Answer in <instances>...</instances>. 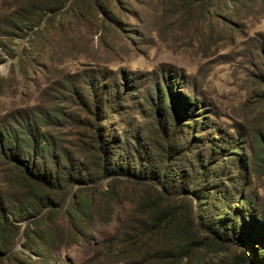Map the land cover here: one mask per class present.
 Returning <instances> with one entry per match:
<instances>
[{
    "label": "rangeland",
    "instance_id": "rangeland-1",
    "mask_svg": "<svg viewBox=\"0 0 264 264\" xmlns=\"http://www.w3.org/2000/svg\"><path fill=\"white\" fill-rule=\"evenodd\" d=\"M28 1L0 0V215L29 201L23 176L43 169L41 158L19 156L4 144V131L22 122L45 131L54 150H66L74 161L90 159L99 143L120 150L118 136L125 134L142 157L158 140L185 152L188 165L175 160L174 167L208 166L214 175L206 173L211 178L201 182L227 181L241 194L264 193L239 157L244 152L250 159L252 129L264 130V104L252 100L262 88L254 78L264 67V0H211L203 12L178 0H126L121 12L114 11L115 21L102 27L61 23L49 10L27 7ZM155 84L166 94L165 107H157ZM167 117L174 123H165ZM201 161L204 167H195ZM200 205L197 211L210 208ZM34 218L15 219L16 232H3L0 264H39L24 232ZM114 224L95 222L81 237L53 248L42 264H85Z\"/></svg>",
    "mask_w": 264,
    "mask_h": 264
},
{
    "label": "trees",
    "instance_id": "trees-1",
    "mask_svg": "<svg viewBox=\"0 0 264 264\" xmlns=\"http://www.w3.org/2000/svg\"><path fill=\"white\" fill-rule=\"evenodd\" d=\"M125 1L29 0L27 7L49 10L59 16L61 23L95 21V25L102 27L115 21L114 11L121 12V3ZM178 1L199 12L211 4V0ZM15 16L16 21L24 19ZM254 81L262 88L252 95V100L264 104V67ZM153 87L161 93L156 94L157 107H165L166 94L156 84ZM170 110L167 105L164 113L168 115ZM170 119L167 117L164 122L173 124ZM258 119L262 120L261 114ZM39 121L34 119L33 124ZM249 125L254 128L255 120ZM252 131L247 146L250 159H246L244 152L239 157L249 169L250 180L258 179L259 187L264 189V130ZM118 139L120 150L108 142L103 146L99 143L90 159L74 161L66 150H54L46 132L36 125L32 129L22 122L16 130L4 131L5 146L12 147L19 156L30 152L41 158L43 169L37 176H23L21 184L29 193V201L21 207L11 206L8 216L0 215V247L6 249L5 230L12 228L16 232L15 219L33 215L32 224H27L24 232L26 239L34 242L38 262L42 264L56 246L81 237L97 221L107 224L113 220V229L85 264H264V193L241 194L237 183H233L234 187L227 181L201 182V178H211L206 173L214 175L210 168L195 171L191 166L190 170L174 167L175 160L187 163L186 154L171 149L167 143L156 140L147 152L143 151L149 153L143 158L137 147L126 142L125 134H119ZM212 150L210 154L214 155ZM22 162L29 163L26 159ZM195 167L203 168L204 163L201 161ZM100 176L108 177L105 184L96 183ZM236 193L239 196L234 199ZM200 204L210 208L203 207L198 212L196 205ZM42 206L46 208L44 215H38ZM61 219L65 224L58 223Z\"/></svg>",
    "mask_w": 264,
    "mask_h": 264
}]
</instances>
